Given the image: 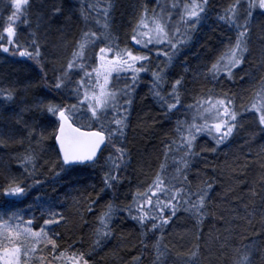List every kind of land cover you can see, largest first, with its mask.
Masks as SVG:
<instances>
[{
	"label": "trees",
	"instance_id": "obj_1",
	"mask_svg": "<svg viewBox=\"0 0 264 264\" xmlns=\"http://www.w3.org/2000/svg\"><path fill=\"white\" fill-rule=\"evenodd\" d=\"M169 2L180 5L182 12V4L190 0H29L16 17L13 0H0V43L9 48L7 53L0 49V186H7L4 177L10 175L22 180L26 188L19 197L0 194V220L20 227H27V221L32 220L31 227L39 231L47 218L46 214L42 217V212L52 207L65 218L58 226H48L50 235L59 234L52 235L59 251H92L93 232L108 203L121 208L132 204L133 195L147 188L162 164L166 166V175L175 173L174 159L179 155L166 158L165 145L178 140V121L191 122L194 112L187 105L212 89L217 95L233 96L239 116L237 129L223 143L217 145L207 134L196 140L198 155L191 160L187 174L193 190L201 181L212 182L208 214L201 220L193 211L181 207L163 230L150 232L126 211H120L113 217V235L94 251L90 264H234L238 250L240 254L264 253V126L251 108L257 101L254 95L259 81L264 77V10L253 8L248 16V0H240L238 23L248 22L249 51L243 71L232 80L224 76L212 80L204 73L237 35L234 27L219 19L236 0H209L205 17L189 33L191 39L180 47L170 65L165 66L162 55L154 54L168 50L164 46H150L152 51L143 53L151 57V62L146 65L149 71L139 74L132 95L124 140L130 158L119 172V183L112 189L105 188L103 183L112 149L106 148L95 166H63L62 170L58 146L51 135L58 128V118L35 107L41 101L62 106L78 104L72 89L84 76L83 71L73 70L72 83L67 88L57 90L54 84L84 32H107L121 48L141 51L131 41L140 14L145 8L158 13ZM10 25L15 28L14 40L22 46L20 50L33 52L32 41L38 43L39 64L21 57L16 44H8L5 29ZM180 27L183 32L184 26ZM101 47L106 44L97 43L87 50L88 58L83 61L87 71L97 67ZM159 68H164L166 74L165 92L170 91L175 79L184 78L183 106L167 114L150 92L152 72ZM241 76L245 78L241 80ZM112 83L123 88L125 83H131L130 73H120L118 77L114 73ZM78 108L86 112L79 105ZM75 114L72 120L76 124L99 130L90 118L81 123ZM111 116L109 112L108 117ZM41 133L45 137L42 141ZM31 153L35 154V167L28 165L26 170L23 157ZM11 217L15 218L10 220ZM158 240L164 253L159 262L153 247ZM70 245L74 247L69 249ZM49 248L41 245L35 254L22 252L20 264H40L37 257H49ZM193 252L197 253L195 257ZM253 261L264 264V255H253Z\"/></svg>",
	"mask_w": 264,
	"mask_h": 264
},
{
	"label": "snow or ice",
	"instance_id": "obj_2",
	"mask_svg": "<svg viewBox=\"0 0 264 264\" xmlns=\"http://www.w3.org/2000/svg\"><path fill=\"white\" fill-rule=\"evenodd\" d=\"M28 3L29 0H13L16 8L13 17H16V13H19L21 8ZM208 6L209 0H190V2L183 3L180 24L184 26V29L181 32L180 27H176L175 33L171 32L173 27L171 15L165 17L163 11L156 13L155 10L145 8L131 36L133 46H139L141 50L137 52L127 46L121 48L107 32L103 35L90 30L83 33L81 40L76 43L75 50L71 53V59L67 61L66 68H61V74L56 77L54 84L57 90L67 88L72 83L73 70L83 71L84 76L75 82V87L72 89L78 104L62 106L51 102L45 104L41 101L35 106L41 113L58 118V128H55L51 135L58 144L57 155L61 159L62 170L63 166L69 168L78 165L95 166L103 151L110 147L112 152L106 160L108 171L103 176V183L107 189H112L119 183V172L130 158L129 151L124 146V140L129 126L128 114L133 102L134 87L139 74L149 71L146 65L151 62V57L143 53L151 52L156 46H164L168 50L163 52L157 50L154 54L157 57L162 55L165 58V66L170 65L180 47L186 45L191 39L189 33L194 32L201 23ZM239 6L240 0H236L223 15L219 16L222 22L236 29L237 35L234 41L230 40L224 51L207 67V72L204 73L206 78L218 80L224 76L232 80L237 72L243 71L249 51V26L247 20L243 24L238 23ZM171 7L175 10L181 6L173 4ZM257 7L264 9V0H248L247 15L251 16V10ZM107 15L108 10L105 9V18ZM13 17H10V20ZM104 27L107 29V24ZM5 32L8 44H16L15 28L10 25ZM97 43H105L106 47L99 48L97 57L99 63L89 72L83 61L88 58L86 52L89 47H95ZM21 47L16 44V50L19 51L21 57H28L40 63V48L35 40L31 43L33 52L20 50ZM0 49L5 53L9 51V48L2 43H0ZM41 69L43 70V66ZM114 73L117 77L120 73H130L131 83H125L123 88L115 87L112 83ZM152 77L150 92L161 107L166 109V114L177 110L178 106H183L181 89L184 87V78L182 76L172 82L170 91L167 92L164 91L167 84L164 68L152 72ZM244 78V76L240 77L241 80ZM255 100H259L260 103L253 102L251 108L259 114V124L264 126V77L259 81V90L254 95ZM78 105L86 109L85 114H90V119L98 125L99 130H91L90 126L89 130L75 126L71 117L79 110ZM187 109L194 112L191 122L178 121L176 128L178 140H172L165 145L166 158L179 155L178 159H174V164L177 165L175 173L171 176L166 175V166L162 164L160 171L156 173L147 188L143 192L138 190L133 195L132 204L121 208L114 203H108L98 217V226L93 232L90 246L92 251L69 252L68 249L59 251L56 239L52 238V235L59 237V234L50 235L48 226H58L65 218L61 213L49 207L42 212V217L46 214L47 218L43 219V225L40 226L39 231L31 227L32 220L27 221V227L0 220V261H3V264H20L22 252L25 255L29 252L35 254L41 250L40 246L43 245L45 248L50 246L49 257H37L40 264H53L54 261H62L63 264H90L94 251L113 235L111 229L113 217L120 211H126L141 228L150 232L163 230L181 207H185L186 211H193L202 220L208 214L207 209L213 184L210 181H201L193 190L188 180L190 162L198 155L195 151L197 137L207 134L216 141L217 145L223 143L237 129L239 113L236 110L233 96L228 93L217 95L212 89H208L202 97L196 98L193 104L187 105ZM109 112L112 113L111 118L108 117ZM43 139L45 137L41 133V141ZM23 162L26 170L28 165H32L34 169L35 154L25 155ZM4 179L7 181V186H0L2 187L0 194L19 197L25 193L26 188L22 186L24 182L18 177L9 175ZM88 211H92L91 205ZM14 218L11 217L10 220ZM73 247L74 245H70L69 249ZM153 247L159 262L164 254L161 251L162 245L159 240ZM196 255V252L192 253L193 257ZM253 255H264V253L245 251L240 254L238 250L234 264H254Z\"/></svg>",
	"mask_w": 264,
	"mask_h": 264
},
{
	"label": "rangeland",
	"instance_id": "obj_3",
	"mask_svg": "<svg viewBox=\"0 0 264 264\" xmlns=\"http://www.w3.org/2000/svg\"><path fill=\"white\" fill-rule=\"evenodd\" d=\"M174 4H176V3H174ZM172 5L173 4L171 2L165 3L164 8L161 11H163L165 17H167L168 15H171V17H172L171 24L173 25L171 32L175 33V28L180 27V25H181L180 24V16H181L182 12L178 8L175 10L172 9V7H171ZM256 9H259V8L257 7ZM259 10H264V9H259ZM161 11H159L158 13H160ZM150 15H151V13H150ZM182 29H184V27H182ZM256 103L259 104L260 101L257 100ZM75 117L81 123H85V122H88L90 120L89 119L90 117L88 116V114H85V112H81L80 110H78L76 112ZM0 264H3V261H0Z\"/></svg>",
	"mask_w": 264,
	"mask_h": 264
},
{
	"label": "water",
	"instance_id": "obj_4",
	"mask_svg": "<svg viewBox=\"0 0 264 264\" xmlns=\"http://www.w3.org/2000/svg\"><path fill=\"white\" fill-rule=\"evenodd\" d=\"M74 122V121H73ZM74 124H75V126H77V127H81L80 125H78V124H76L75 122H74ZM84 128V127H83ZM85 130H89V129H86V128H84ZM91 130H98V129H91ZM56 144H57V142H56ZM57 146H58V144H57Z\"/></svg>",
	"mask_w": 264,
	"mask_h": 264
}]
</instances>
